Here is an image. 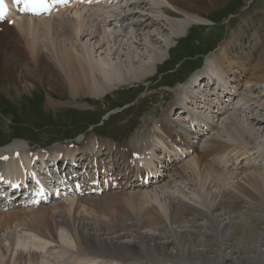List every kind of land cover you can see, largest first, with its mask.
Segmentation results:
<instances>
[{"label":"bare ground","instance_id":"bare-ground-1","mask_svg":"<svg viewBox=\"0 0 264 264\" xmlns=\"http://www.w3.org/2000/svg\"><path fill=\"white\" fill-rule=\"evenodd\" d=\"M84 2L87 4L81 5L76 0L74 8L66 9L48 19L22 17L13 19V26L0 23V72L9 77L15 76L16 83L19 85L24 82L23 79L28 78V74L42 76L44 70L54 69L59 72L68 94L74 99L81 95L98 98L121 85L120 80L127 81L129 75L135 74L134 78L140 80L152 73L150 67L146 66L147 64L142 65L138 61V56L142 57V55H139L137 50H140L139 46L142 45L143 49L146 52L150 51L153 57L162 55L156 50L155 44H165L170 50V42L161 40L156 34L158 31L166 35L172 33L173 38L179 36L172 32L171 28L169 29L170 22L167 23L156 15L159 13L177 17L179 11L174 12L161 6L156 3V0H125V2L122 0H85ZM199 2L205 4L206 2L211 3L212 0H200ZM185 19H183V25L177 24L182 30L191 25V20ZM85 39H87L86 42ZM230 50L229 44L223 45L221 55L217 58L219 64L226 62L227 66H221V70L227 76H230L229 73L239 65L235 64L237 65L235 67L230 62ZM240 65L241 68L244 67V63ZM251 71L257 75L255 74L252 79L249 78L250 82L247 81L245 85L253 95L244 96L245 104H241L239 108V111L243 110L242 114L246 115V118H240L237 115L229 118L227 116L226 123L221 121L222 123L218 124L220 116L227 112L226 108L223 111L219 108L225 107L224 103L227 102L223 100L224 97L219 92L213 90L214 86L210 87L212 82L216 87L220 84L221 80L216 71L205 69L202 74L206 77L201 78V82L196 74L190 77L184 86L186 90L184 97L175 99L177 102L171 104L170 113L164 117L165 124L156 126L151 139L143 137V142H141L142 138H138L137 141H140L141 145L145 144L146 152L142 151L135 157L136 152L133 149L128 148V151L121 152L124 157L128 158L130 164L136 165L137 175L134 178L138 177V173L144 168H149L153 172L158 164H162V161L166 162L165 157L172 158L170 161L174 163L182 160L183 156H188L189 151L191 154L197 153L193 162L178 169L180 171L177 170L178 173L174 175L177 179L184 180L183 193L179 190L181 187L178 190L174 187L175 191L170 192L162 190L160 185L152 182L144 189L137 186L136 193L132 192L129 195L113 193L105 200L94 201L95 206L97 204L102 207L105 204L106 208L111 211L112 206L109 205H117L123 200L122 202L129 205L130 212L133 211V214H125L126 218L123 217L120 220L122 222L113 216L114 219L111 221L92 220L91 216L88 218L81 211L87 205L82 204L83 201L78 198L73 199L75 201L66 200L62 204L63 207L60 205V207L50 208L42 205L39 207L26 206L17 210L12 207L7 211L0 208V264H101L95 259H87L88 253L92 254L96 251L99 257L100 255L108 256L112 250H117V253L124 255L125 252L133 253L134 247L140 249L142 244L144 248H148L147 244H150V248L158 254L172 258L169 262L165 261V264H180L179 262L186 260H191V262L197 260L199 264L201 262L204 264L229 262L232 264H264V239H261L262 236L248 219L243 218L242 221H238L237 215L239 205L240 207L242 204L250 205L247 210L249 213L258 206V195L264 197V174L245 175L238 182L239 184L235 185L226 178L227 175L218 173L215 167L213 168L216 166L221 172H230L231 164L215 162L213 166H210L205 163L207 157L226 155L231 151V144L222 140L223 131H226V134L231 133L230 135L232 131H236L246 142V139L250 141L253 138L251 128H264V106L257 105L254 96L257 90L261 91L264 96V75L258 77L259 72H264V67L259 64L252 67ZM206 78L209 82L204 84ZM232 80L235 81V78ZM132 81L133 79L129 80V83L132 84ZM23 86L26 89V85ZM224 89L226 90L225 87ZM231 93H233L232 90ZM214 95L215 98H213ZM214 105H217V111L214 110ZM207 135L209 137H206L205 146L196 147L190 142V139L197 140L199 144ZM244 140L242 144L245 143ZM87 144L83 151L85 156L99 155L106 150L103 157H114V145L110 142L104 145L94 137ZM251 149L249 151L254 153ZM247 154L246 151L242 152V157L247 159ZM54 155L56 153L50 156ZM66 156L72 161L78 157V154L70 148ZM36 157L37 155L27 154L24 143L17 141L8 147L0 148V169L16 171L28 164L29 158L36 159ZM46 157L48 156H42L41 161L45 162ZM239 157L241 155L235 154L229 158L239 160ZM140 164H143L144 168ZM95 166H98V161ZM109 170H116L115 163L110 164ZM109 170L102 163L101 172L106 176H111L108 173ZM94 175L96 176L97 172ZM162 181L163 179H159L158 184ZM94 184L91 183V186ZM138 196L144 200L140 209L136 203ZM148 200L156 206H146L150 202ZM89 203L91 204L90 200ZM251 206H253L252 209ZM109 210L107 212H110ZM187 216L193 217L196 221L202 219L207 223H203V226L193 222L190 226L189 221H185ZM132 220L135 223L129 222ZM173 226H178L180 231L174 229ZM163 230H166L168 235L172 234L176 240L168 241L170 238L166 239L167 235L163 234ZM113 233L115 235L111 236ZM130 236L138 241H129ZM58 240L61 243L75 245L79 254L75 255L76 257L72 255L67 259L62 258L63 251L58 250L66 249L62 248ZM177 240L185 246L188 245L189 249L185 251L176 246ZM210 240L214 243L213 246L208 243ZM200 242L207 244H205L206 251L199 250ZM49 248L55 252L58 251L59 256L54 260L49 259L53 256H47L45 250ZM170 248L173 249L172 252H169ZM225 252L229 253L226 255L228 257L224 256ZM254 252L256 254L253 255ZM208 254L214 255L213 258L209 259ZM163 262L159 264H164ZM103 264H109V262Z\"/></svg>","mask_w":264,"mask_h":264},{"label":"rangeland","instance_id":"rangeland-1","mask_svg":"<svg viewBox=\"0 0 264 264\" xmlns=\"http://www.w3.org/2000/svg\"><path fill=\"white\" fill-rule=\"evenodd\" d=\"M199 1L200 0H156V3L161 6L167 7L174 12L179 11L177 17L160 15L159 13L156 14L167 23L170 22L169 29L171 28V31L179 34V36L173 38L171 36L172 33L166 35L158 31L156 34L159 35L160 39L169 41L171 46L169 50L165 44H155L156 50L162 54L158 57L155 55L153 57L150 51L146 52L142 45H140V50L137 51H139V55H142V57L138 56V61L142 65L147 64L146 66L150 67L152 73L140 80L134 78L136 77L135 74L129 75L127 81L125 79L120 80V82L122 81L121 85L117 86L112 91H108L102 97L95 98L91 95H81L74 99L68 94L66 85L61 80L59 72L54 69L44 70L42 76L28 74V78L25 80L23 79L24 82H21L19 85L16 83L15 76L9 77L0 72V147L5 148L17 141H22L24 146H31L26 148V151L31 150L36 154H40L43 151L60 152L64 154L67 148L73 146L85 148V146L88 145L87 143L96 136L101 144L113 142L115 147L119 148L120 151L124 149L139 151V147L142 149L144 143L141 145L140 141H137L138 138L141 137V142H143V137L147 139L151 137L157 125L165 124V115L168 114L171 104L177 101L175 99L180 98V95L184 93L185 89L183 88L188 83V79L191 75L197 74L199 69L201 70L207 65L217 67L218 73L220 75L222 74L225 82L231 87L240 90L241 94L234 104L229 106L231 109L229 112L230 114L223 116L219 124L222 122L226 123L225 121H228V118L233 112L240 118H246L247 116L242 113L237 114L235 108L241 101L244 102V96L249 97L253 95L246 89L245 85V83H247V81L250 82L249 80L256 74L251 71L252 67H256L259 64L264 67V0H212L211 3L206 2L205 4ZM185 18L191 20V25L186 27L187 29L183 28L182 30L178 26L183 25V19ZM166 36L169 37L167 38ZM86 41L87 39H85V42ZM225 44H229L231 47L230 62L233 63L235 67L237 66L235 64H239L238 67L240 69L237 67L235 69L236 71H234L236 72L235 81L232 80V78H234L233 72L230 73L228 77L221 70V66H227L226 62L219 64L217 59L221 55V47ZM148 54L150 56H148ZM189 55L190 59L184 61ZM155 57L157 59H155ZM242 62L247 65L245 66L247 68L246 70L241 68L240 64ZM198 67L200 68L196 69ZM198 74L201 75L200 73ZM262 74L264 75V72H259L258 77L262 76ZM16 76L18 75L16 74ZM132 79L133 83L130 84L129 80ZM125 81L128 83L127 85ZM237 81H240L241 84H238ZM181 83L183 85H179ZM23 85H26V89ZM21 88H24V91H22ZM254 96L256 97L257 105L264 106V96L262 92L257 90ZM256 128L250 129V132L253 134V138L250 140L251 142L247 139L245 142L244 138L236 131H232V135H230L231 133L226 134V131L221 133L222 140L231 144V150L234 149V151H230L226 155L212 157V159L218 162L227 159L226 161L229 162V154L235 155L238 152V156H242V152L245 153L246 151L248 153L247 156H249V154H253L249 151L252 148L251 150H253L252 152L255 154L250 155L251 157L244 160L240 166L232 165L230 167V172L224 173L219 171L216 166H213V163L216 161L211 163L209 161L204 162L210 164L213 168L215 167L214 169L218 173L227 175L226 178L234 182L235 185L239 184L238 182H240L245 175L264 174V169L260 170L259 168H255V166H259L262 163L264 166V128ZM228 134L230 136H228ZM243 140L245 145L242 144ZM247 141L249 142L248 147L250 148L247 147ZM237 143L239 147L236 145ZM245 147H247V149ZM102 154H105V152ZM120 156L121 154L117 151L116 155L111 160L118 161ZM94 158L99 160L104 159L103 161L107 165L108 162H110L106 156L99 158L98 156H94ZM126 159L122 157L119 161V166L127 173L130 172L131 169L128 165V159ZM193 159L194 156L187 157L183 162L177 164L173 170L168 168L169 171L166 177L162 183L158 184L160 188H162V190L174 192V187H176L177 190L181 187L179 190L183 193L184 180L177 179L174 175L178 173L177 169L183 168L187 163H191V161L193 162ZM230 163L232 164L233 160H230ZM127 182V180L122 181L120 193L122 195H129L132 194V192L136 193V191H132L129 186L126 185ZM109 196V192H106L101 196L80 197L79 199L83 201L82 204L85 206L87 205L86 208L81 209V211H83L88 218L91 216L90 219L92 220L105 219L108 221L114 218H118V221H120L123 217L126 218L125 214H133V211L130 212L129 205L123 203V200L117 204L118 206L113 203V205H109L112 206L110 208L111 211L109 208H106L105 204L103 206L101 205L102 207L97 204L95 206L94 201L105 200ZM73 199L75 198H70L68 200L75 201ZM141 199L142 198L138 196L136 200L138 209H140L144 203V200ZM257 199L258 206L255 209H252L253 206H251L252 210L247 213L250 205L242 204V207H240V205L238 206L237 215L239 217L238 221H242L243 218L248 219L259 235L262 236L261 239L263 240L264 197L258 195ZM65 202L66 200H60L45 207H60ZM85 202L88 203L86 204ZM148 202L146 206H156V204L151 203V200H148ZM118 207L122 208L119 209ZM107 210L110 212H107ZM185 219L186 222L189 221L188 225L190 226H192L193 222L194 224L203 226V223H207V221H203L202 219H197L198 221L193 220L191 216H187ZM129 222L135 223L133 220ZM173 227L177 231H180L178 226ZM162 232L167 235L166 239L170 238L168 241L174 242L173 240H176L172 234L168 235L166 230ZM114 235L113 233L111 236ZM128 240L137 239L130 236ZM177 241L178 245L176 244V246L185 251L189 249L188 245H186V247L179 240ZM204 242L207 243V241ZM59 243L62 248L66 249L58 250L63 252L66 251V254H63V252L61 253L62 258L65 257L64 259H67L72 255L77 256V254H79L75 245L61 243L60 241ZM208 243H211L210 246L214 245L211 240ZM205 244L200 242L199 250L206 251L207 244ZM55 245L59 247V245ZM147 245L148 248H144V244H142L140 249L134 247L132 250L133 253L125 252L124 255L120 252L117 253V250H112L108 256L102 255L105 258L103 260V257L101 255L98 257V253L94 251L92 254H87V259L115 262L116 264H152L154 261H157L155 264H159L161 261H164L163 263L165 264L167 261H171L172 258H166L158 254L150 248V244ZM172 248H170L171 250H169V252L173 251ZM45 251H47V256H53L49 259L54 260L55 257L59 256L57 253L58 251L55 252L53 249L50 250L49 248ZM38 252H42V250H38ZM228 252H225L226 254L224 256L230 253ZM254 254L256 253L254 252L253 255ZM208 255L209 259L214 256L212 254ZM179 263L199 264L200 262L197 260L192 262L191 260H186ZM202 263L204 264V262H201V264ZM225 264H232V262Z\"/></svg>","mask_w":264,"mask_h":264},{"label":"snow or ice","instance_id":"snow-or-ice-1","mask_svg":"<svg viewBox=\"0 0 264 264\" xmlns=\"http://www.w3.org/2000/svg\"><path fill=\"white\" fill-rule=\"evenodd\" d=\"M14 3L23 2L25 5L24 11H32L33 6L37 2V0H13ZM58 3H67L68 0H56ZM7 12V5L4 3V0H0V19H3Z\"/></svg>","mask_w":264,"mask_h":264}]
</instances>
